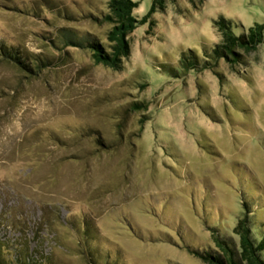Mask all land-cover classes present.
Returning a JSON list of instances; mask_svg holds the SVG:
<instances>
[{"label": "rangeland", "instance_id": "374dc122", "mask_svg": "<svg viewBox=\"0 0 264 264\" xmlns=\"http://www.w3.org/2000/svg\"><path fill=\"white\" fill-rule=\"evenodd\" d=\"M106 1L0 0V42L55 62H0V240L48 264H202L187 248L214 227L235 240L243 201L264 223V32L245 65L166 69L218 43L219 16L264 25V0H164L120 71L62 51V31L104 40ZM132 1L143 17L151 0Z\"/></svg>", "mask_w": 264, "mask_h": 264}, {"label": "trees", "instance_id": "16d2710c", "mask_svg": "<svg viewBox=\"0 0 264 264\" xmlns=\"http://www.w3.org/2000/svg\"><path fill=\"white\" fill-rule=\"evenodd\" d=\"M193 3L194 0H187ZM138 2L132 0H107L104 10L97 12L93 18L96 23L108 26L104 40L87 34L78 37L68 31H62V51L67 49L87 51L93 63L102 65L113 71L123 68V61L129 56L128 36L139 26L147 24L148 29L154 26L152 15L162 10L164 0H151L147 13L137 18L133 11ZM214 27L220 34V41L201 55L192 50L181 52L178 60V71L167 67L168 76L177 78L189 71H214L220 61L231 67L245 65L246 56L254 53L263 43V24H253L247 30L241 25L219 16ZM236 30V31H234ZM0 62L15 67L29 77H35L43 70L55 66L51 59L28 58L12 46L0 42ZM133 111H145L143 102H134ZM142 123V122H141ZM101 144V142H99ZM102 145V144H101ZM243 213L232 229L233 237L219 228H211L212 248L190 249L188 252L199 259L202 264H264V223L256 222L252 209L246 201L242 203ZM258 227H257V226ZM30 241L18 244H7L0 240V264H48L46 257L36 253L29 247ZM94 264L92 258L88 260Z\"/></svg>", "mask_w": 264, "mask_h": 264}]
</instances>
